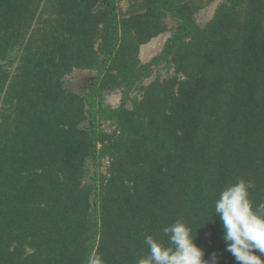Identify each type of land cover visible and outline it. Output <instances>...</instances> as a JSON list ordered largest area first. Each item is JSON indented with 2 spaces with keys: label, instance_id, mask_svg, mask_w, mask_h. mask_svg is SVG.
<instances>
[{
  "label": "trees",
  "instance_id": "16d2710c",
  "mask_svg": "<svg viewBox=\"0 0 264 264\" xmlns=\"http://www.w3.org/2000/svg\"><path fill=\"white\" fill-rule=\"evenodd\" d=\"M118 1L0 0V264H139L177 219L236 264L215 200L264 206V0Z\"/></svg>",
  "mask_w": 264,
  "mask_h": 264
},
{
  "label": "clouds",
  "instance_id": "9594fccd",
  "mask_svg": "<svg viewBox=\"0 0 264 264\" xmlns=\"http://www.w3.org/2000/svg\"><path fill=\"white\" fill-rule=\"evenodd\" d=\"M255 187L250 180L239 179L223 188L215 200V216L222 222L223 240L236 264H264V206L254 205L250 190ZM169 244L149 235L144 243L148 256L139 264H219L213 252L204 259V250L195 243L192 229L177 219L163 228ZM89 264H102L100 257L89 258Z\"/></svg>",
  "mask_w": 264,
  "mask_h": 264
},
{
  "label": "rangeland",
  "instance_id": "374dc122",
  "mask_svg": "<svg viewBox=\"0 0 264 264\" xmlns=\"http://www.w3.org/2000/svg\"><path fill=\"white\" fill-rule=\"evenodd\" d=\"M221 0H215L208 7L204 8L197 14V21L204 25L214 14L215 8ZM119 6L123 9L126 8V0H119ZM172 25V24H170ZM169 33L161 34L160 36L154 38L147 44H144L140 48V58L143 62L149 61L153 56L160 52L166 38ZM166 71L165 69L163 70ZM95 76L94 71L90 70H75L71 75L66 78V85L75 92L83 93L85 91V86ZM150 79H146L144 82L148 83ZM121 92L116 91L106 96V103L112 106H117L120 103ZM128 106H131V102L128 103ZM103 128L107 131H110L113 126H110L109 123H105ZM103 171L106 170L104 165L102 168Z\"/></svg>",
  "mask_w": 264,
  "mask_h": 264
}]
</instances>
